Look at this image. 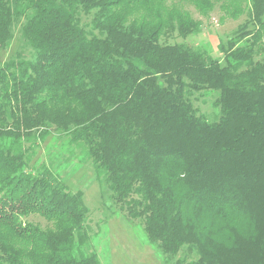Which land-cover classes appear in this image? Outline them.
Returning a JSON list of instances; mask_svg holds the SVG:
<instances>
[{"label": "trees", "instance_id": "trees-1", "mask_svg": "<svg viewBox=\"0 0 264 264\" xmlns=\"http://www.w3.org/2000/svg\"><path fill=\"white\" fill-rule=\"evenodd\" d=\"M190 5L246 15L224 63L168 43L201 31ZM19 19L34 55L0 66V264H100L83 192L31 163L53 131L163 264H264V0H0V49Z\"/></svg>", "mask_w": 264, "mask_h": 264}, {"label": "rangeland", "instance_id": "rangeland-1", "mask_svg": "<svg viewBox=\"0 0 264 264\" xmlns=\"http://www.w3.org/2000/svg\"><path fill=\"white\" fill-rule=\"evenodd\" d=\"M188 9L195 18L202 20L201 31L185 39L175 35L168 39V43L184 42L192 47H201L207 49L214 58L223 61L218 48L219 43L225 42L232 35L238 25L245 20L246 15L238 19L226 17L217 6L208 17H204L193 6H188ZM80 16L85 25L89 24L92 18V14L83 12ZM23 22V19L16 21L9 46L6 49H0V66L17 53L25 58L33 57L32 47L22 36ZM261 58L262 56H258V59ZM217 97V91L201 90L195 91L191 99L201 114L210 121H216L220 117V108L215 105ZM66 143L65 135H59L53 131L47 141L40 143L36 148V154L31 163L36 169L43 164L56 169L70 189L83 192L85 204L91 212L88 224L95 232L92 238V249L98 253L100 264H163L161 252L148 241L143 225L131 221L120 213L112 214L108 208L111 200L107 186L96 179L90 162H79L76 157L80 155V150L77 149L71 153ZM31 218L41 225H46V221L39 216Z\"/></svg>", "mask_w": 264, "mask_h": 264}]
</instances>
